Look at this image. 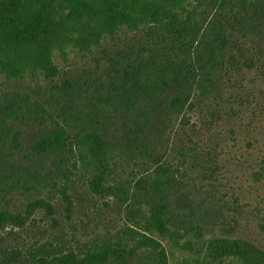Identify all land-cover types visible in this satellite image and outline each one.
I'll list each match as a JSON object with an SVG mask.
<instances>
[{"label":"trees","instance_id":"16d2710c","mask_svg":"<svg viewBox=\"0 0 264 264\" xmlns=\"http://www.w3.org/2000/svg\"><path fill=\"white\" fill-rule=\"evenodd\" d=\"M246 71L264 0H0V264H264L196 206L220 142L192 118Z\"/></svg>","mask_w":264,"mask_h":264},{"label":"rangeland","instance_id":"374dc122","mask_svg":"<svg viewBox=\"0 0 264 264\" xmlns=\"http://www.w3.org/2000/svg\"><path fill=\"white\" fill-rule=\"evenodd\" d=\"M232 81L228 97L236 110L227 120L210 128L203 117L191 121L190 128L211 130L208 135L220 142L210 165L214 179L204 182L213 192L197 195L196 206L230 225L237 237L264 247V74L246 71Z\"/></svg>","mask_w":264,"mask_h":264}]
</instances>
